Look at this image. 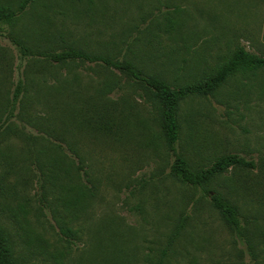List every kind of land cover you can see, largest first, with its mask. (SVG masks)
I'll return each mask as SVG.
<instances>
[{
	"label": "rangeland",
	"instance_id": "rangeland-1",
	"mask_svg": "<svg viewBox=\"0 0 264 264\" xmlns=\"http://www.w3.org/2000/svg\"><path fill=\"white\" fill-rule=\"evenodd\" d=\"M20 1L0 0V8L16 11ZM9 32L34 53L72 45L184 83L213 72L237 46L264 56V0H39L0 33V227L31 264H154L182 217L165 264H251L201 189L170 175L174 156L137 85L100 64L23 58ZM179 110L182 123L191 114L177 144L190 165L229 152L255 163L228 169L211 187L262 240L264 68L186 98ZM67 144L84 159L94 193L75 205L80 238L71 247L55 222L70 216L68 179L78 188L82 175Z\"/></svg>",
	"mask_w": 264,
	"mask_h": 264
},
{
	"label": "trees",
	"instance_id": "trees-1",
	"mask_svg": "<svg viewBox=\"0 0 264 264\" xmlns=\"http://www.w3.org/2000/svg\"><path fill=\"white\" fill-rule=\"evenodd\" d=\"M39 0H21L16 11L6 12L0 8V33L2 26L12 25L14 18L21 13L29 4ZM11 42L18 49L21 57L38 56L43 57L51 63L66 64L72 62H89L100 64L115 69L125 79L134 83L141 90V97L153 109L156 115L162 138L166 147L172 152L174 159L170 165V175L182 184L200 188L203 197H207L210 205L219 214L225 225L231 231L236 243L246 247L250 256L251 264H264V236L262 240L255 241L248 229V221L240 216L238 207L233 204L223 193L211 187L216 176L232 167L253 169L256 167L252 160H247L237 153L220 154L210 162L201 167H193L182 152L177 150V144L182 137V128L187 134L192 128L191 114L182 123L179 105L180 101L189 97H208L216 91L232 76L237 73L250 71L255 73L258 69L264 68V56L252 53L244 46H237L228 56L226 61L219 65L213 72L208 73L196 81L178 83L175 80L167 81L154 73H145L129 60L112 59L107 56L96 54L91 51L82 50L72 45H65L57 50L39 51L34 53L18 37L8 33ZM115 84L106 85L114 86ZM21 83L19 82L14 90L12 102L14 103L20 94ZM106 129V128H105ZM68 148L74 153L77 159L78 169L82 175H76L78 188L69 186L71 179H68V189L64 188L63 208L68 217L55 219L58 233L68 247L75 246L79 240V229L74 228L79 218L74 214L75 205H82L94 196L93 185L90 182L87 166L84 159L75 152L71 144ZM75 180V179H74ZM73 206V207H72ZM184 217L175 225L170 233L167 244L160 251L159 259L154 264H165L167 256L175 241L184 227ZM250 224V223H249ZM0 264H31L26 252L18 249L7 232L0 227Z\"/></svg>",
	"mask_w": 264,
	"mask_h": 264
}]
</instances>
